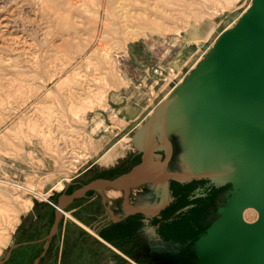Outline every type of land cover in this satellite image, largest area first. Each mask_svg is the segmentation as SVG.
Here are the masks:
<instances>
[{"label": "rangeland", "instance_id": "1", "mask_svg": "<svg viewBox=\"0 0 264 264\" xmlns=\"http://www.w3.org/2000/svg\"><path fill=\"white\" fill-rule=\"evenodd\" d=\"M46 1L0 0V229L10 234L0 245V259L14 245L2 264H154L145 254L150 235L142 229L132 238L131 230L114 227L125 223L114 220L119 209L109 216L110 202L100 195L105 186L65 200L60 232L45 256L41 242H27L39 236L28 228L35 220L47 232L62 192L70 194L95 178L112 179L141 161L131 155L135 129L251 0ZM148 15L157 17V28L167 22L165 30ZM159 67L162 75L155 71ZM66 179L69 184L61 185ZM176 188L178 198L166 205L174 218L188 196L185 187ZM144 189L138 198H146ZM129 193L135 196V189ZM215 212L199 208L191 218L204 228ZM256 217L255 209L245 211L247 220ZM145 219L148 228L156 226L148 217L144 225ZM184 221L164 222L161 232L178 235L184 226L186 237L195 228L190 218Z\"/></svg>", "mask_w": 264, "mask_h": 264}, {"label": "water", "instance_id": "2", "mask_svg": "<svg viewBox=\"0 0 264 264\" xmlns=\"http://www.w3.org/2000/svg\"><path fill=\"white\" fill-rule=\"evenodd\" d=\"M133 145L132 157L140 155L141 161L127 172L110 180L95 178L59 196L53 230L65 200L96 186H123L140 177L151 187L124 214L152 218L172 199V181L206 179L217 188L228 186L214 219L189 248L165 239L156 226L148 228L147 220L143 230L152 241L145 254L154 264H264V0H252L219 34L205 57L135 130ZM249 208L257 211L252 221L245 218Z\"/></svg>", "mask_w": 264, "mask_h": 264}, {"label": "flooded vegetation", "instance_id": "3", "mask_svg": "<svg viewBox=\"0 0 264 264\" xmlns=\"http://www.w3.org/2000/svg\"><path fill=\"white\" fill-rule=\"evenodd\" d=\"M90 182V181H89ZM88 183V182H86ZM85 184V183H82V185ZM185 187V189H187V192H188V196H187V199H189L190 201L188 202V204H186L185 206L182 207V210L181 211H185V213L187 214V217H178L176 219H174V217L172 216V214H169L168 215V211L166 210V208L168 207H165L164 209L161 210L160 212V215L159 216H154L151 218V221H155L154 224H156V228H157V231L161 234V235H165L161 232V227L162 225L164 224V222H171V223H174V222H178L180 220H182L184 223L186 220V218H190L191 219V225L192 226H195V221H193V219L191 218L192 215H193V212L196 211V210H199L203 208V205L206 203V202H203V200H208V197L212 196L213 194V189L214 188H217V187H214L212 186L211 184H209L208 180L206 179H198V180H193L191 182H188V183H185V182H176V181H172L171 182V190H172V194L174 196V198H178V195H176L178 192H177V188L176 187ZM68 189V188H67ZM66 189V190H67ZM221 189V188H219ZM227 189V188H226ZM221 190L220 191V195L222 196V193L226 190ZM90 191V190H89ZM87 191L84 195H81L79 197H82V196H86V194L89 192ZM197 192H200L201 195L199 196H196L194 198H191L192 196H195L197 194ZM62 193H67L69 194L67 191H64ZM61 193V194H62ZM59 194L58 197H57V202L59 200V196L61 195ZM221 196H218L220 199H221ZM77 197V198H79ZM216 198V202L219 201L220 199L219 198ZM54 198V197H52ZM202 200V202L200 201ZM170 204V203H169ZM188 206L187 208L183 209L184 207ZM66 207V206H65ZM198 208V209H197ZM55 209H56V206L54 205V210H53V216H54V222L52 223V225L49 226L47 232H44V226L42 224H40L39 222L37 221H32L30 223V226H29V232L30 233H35V234H38L39 236L35 237L34 239H32L31 241H27L28 243H34V244H37L39 242H41L43 244V252L41 254V256H45V253H47L48 251V248L50 246V243L53 241V239L57 236V234L60 232V223L63 219V214H62V217L57 225V229L53 230L54 229V224L56 222V212H55ZM181 209V208H180ZM204 209V208H203ZM209 210V209H208ZM178 211V210H177ZM180 211V210H179ZM177 212V213H180V212ZM176 213V212H175ZM168 216H170L169 218H167ZM130 217V216H129ZM144 214L141 213V212H137V213H134L132 214V217H130L128 220H126L122 225H120L119 223L118 224H114V227H124L127 228L128 230H131V237L134 238L133 236L138 233V232H141L143 227L145 226L143 224V221H144ZM155 218V219H154ZM118 225V226H117ZM120 225V226H119ZM182 228V231L185 230L184 226L181 227ZM105 235V234H104ZM120 236H123V235H120ZM114 238V237H113ZM113 238H109V240H113ZM191 239L188 238L185 242V247L186 248H189V245L191 243ZM119 244V241L118 243ZM55 246V245H54ZM13 250V249H12Z\"/></svg>", "mask_w": 264, "mask_h": 264}, {"label": "bare ground", "instance_id": "4", "mask_svg": "<svg viewBox=\"0 0 264 264\" xmlns=\"http://www.w3.org/2000/svg\"><path fill=\"white\" fill-rule=\"evenodd\" d=\"M6 1V0H5ZM11 1V0H10ZM48 1V0H47ZM46 1V2H47ZM119 2L120 1H122V0H118ZM126 1H128V0H126ZM133 1V0H132ZM135 1V0H134ZM152 1V0H151ZM163 1V0H162ZM168 1V0H167ZM167 1L165 2V0H164V3L166 4L167 3ZM170 1H173V0H170ZM203 1V0H202ZM212 1V0H211ZM214 1H216V0H214ZM214 1H212V2H214ZM226 2H230L231 0H225ZM252 1V0H251ZM123 2V1H122ZM153 2H155V0H153ZM175 2H177V1H175ZM180 3H185V2H181V0L179 1ZM178 2V3H179ZM204 2V1H203ZM206 2V1H205ZM209 2H210V0H209ZM208 2V3H209ZM219 2V1H218ZM48 3V2H47ZM142 3H144V2H142ZM142 3H141V5H142ZM150 3V2H149ZM149 3H146L145 5H144V7L147 5L148 6V8H149ZM157 3H158V1H157ZM171 4H172V2H170ZM251 3V2H250ZM250 3L247 5V7L244 9V11L243 12H245V10L248 8V6L250 5ZM10 4V3H9ZM53 4V3H52ZM139 4V3H138ZM137 4V5H138ZM168 4H169V2H168ZM167 4V5H168ZM186 4H187V2H186ZM197 4V3H196ZM220 4V3H219ZM218 4V5H219ZM123 5V4H122ZM172 5H174V4H172ZM193 5H194V3H193ZM48 6V5H47ZM49 6H50V3H49ZM169 6V5H168ZM190 8H192L191 6H190V4L188 5ZM187 6V7H188ZM185 7V6H184ZM184 7L182 8V9H184ZM187 7H185V9H186V11H188L187 10ZM200 6H198V8H199ZM212 7V6H211ZM52 8V7H51ZM50 8V9H51ZM84 8V7H83ZM82 8V9H83ZM87 8V7H86ZM146 8V7H145ZM150 8H152L151 6H150ZM213 8V7H212ZM195 9V8H194ZM53 10H55V9H53ZM60 10V9H59ZM136 10H138V9H136ZM192 10V9H191ZM113 11V10H112ZM148 11V10H147ZM159 11H160V9H159ZM162 11H163V9H162ZM162 11H160L159 12V14L162 12ZM171 11V10H170ZM190 11V10H189ZM56 12V11H55ZM57 12H59V11H57ZM62 12H64V11H62ZM61 12V13H62ZM157 12H158V9H157ZM167 12V11H166ZM184 12V11H183ZM193 12H194V10H193ZM139 13V12H138ZM137 13V14H138ZM141 13H142V11H141ZM163 13V12H162ZM167 13H169L170 14V12H167ZM167 13H165V15L167 14ZM181 13H182V11H181ZM195 13L196 12H194L193 14L195 15ZM55 14V13H54ZM53 14V15H54ZM132 14V13H131ZM143 14V13H142ZM141 14V15H142ZM146 14H148V13H146ZM201 14V13H200ZM200 14L198 13V16H200ZM206 14V13H205ZM213 14V13H212ZM211 14V15H212ZM243 14V13H242ZM241 14V15H242ZM56 15H57V13H56ZM61 15V14H60ZM64 15V14H63ZM62 15V17H64ZM66 17L68 18V13H66ZM118 15V14H117ZM116 15V16H117ZM125 15H126V13H125ZM125 15H123V17L125 16ZM140 15V14H139ZM144 15H145V13H144ZM143 15V16H144ZM168 15V14H167ZM179 15H181V14H179ZM203 16H204V14H202ZM202 15L200 16L201 18H204V17H202ZM207 15V14H206ZM216 15H218V14H216ZM142 16V17H143ZM148 16H150V15H148ZM174 16V15H173ZM172 16V17H173ZM188 17L189 15H184V17ZM196 16H197V13H196ZM198 16L196 17V18H198ZM210 16V15H209ZM57 17V16H56ZM65 17V18H66ZM141 16H139L138 18H142ZM211 17H214V14H213V16H211ZM59 18H61L60 16H58V19ZM65 18H64V21H66L65 20ZM127 18V17H126ZM151 18H153V17H151L150 16V19ZM154 18H156V19H154ZM153 18V21L152 22H154V20H156L157 21V17H154ZM144 20L146 19V17H144L143 18ZM199 19V18H198ZM197 19V20H198ZM68 20V19H67ZM123 20V19H122ZM144 20H143V22H144ZM149 20V19H148ZM63 21V22H64ZM121 21V20H120ZM140 21H142V19H140ZM158 21H160V19H158ZM162 22L164 21V20H161ZM146 22H148V23H150L149 21H147V19H146V21H145V23ZM151 22V23H152ZM161 22V23H162ZM236 22V21H235ZM67 23H70V22H68L67 21ZM154 23H156V22H154ZM160 23V22H159ZM164 23V22H163ZM163 23L162 24H160V26L157 28V25H159L158 23H156V28L157 29H161L162 30V28H161V26L162 27H164V25H163ZM56 24H57V22H56ZM147 24V23H146ZM153 24V23H152ZM151 24V25H152ZM164 24H167V22H165ZM62 25H63V23H62ZM125 25V24H124ZM148 25V24H147ZM61 26V25H60ZM114 26V25H113ZM145 26V25H144ZM232 26V25H231ZM129 27V26H128ZM149 27V26H148ZM151 27V26H150ZM149 27V28H150ZM230 27V26H229ZM58 28V27H57ZM165 28H166V25H165V27H164V29L163 30H165ZM61 29V28H60ZM124 29V28H123ZM130 29H132V28H130ZM151 29V28H150ZM155 29V28H154ZM153 29V30H154ZM114 30V29H113ZM156 30V29H155ZM115 31V30H114ZM133 31H134V29H133ZM156 31H158V30H156ZM147 32V31H146ZM222 32V31H221ZM220 32V33H221ZM219 33V34H220ZM170 35V34H169ZM126 36V35H125ZM131 36V35H130ZM164 36V35H163ZM219 36V35H218ZM91 37V36H90ZM168 37V36H167ZM92 38V37H91ZM170 38V37H169ZM218 38V37H217ZM74 39V38H73ZM75 41V40H74ZM162 42V41H161ZM88 43V42H87ZM63 44V43H62ZM64 45V44H63ZM63 45H62V47H63ZM77 45V44H76ZM89 45V44H88ZM102 45V44H101ZM60 47V46H59ZM79 47V46H78ZM77 48V47H76ZM109 50V49H108ZM59 51V50H58ZM175 51V50H174ZM56 52H57V50H56ZM76 52V51H75ZM105 52V51H104ZM58 53V52H57ZM59 53H62L63 54V52H59ZM65 53V52H64ZM103 54V53H102ZM59 55V54H58ZM64 55V54H63ZM69 55V54H68ZM104 55V54H103ZM65 56V55H64ZM67 56V55H66ZM70 56V55H69ZM105 57L107 56V55H104ZM199 60V59H198ZM166 61V60H165ZM105 62V61H104ZM94 67H95V65H94ZM90 78V77H89ZM85 79V78H84ZM88 79V78H87ZM96 80V79H95ZM183 80V79H182ZM181 80V81H182ZM85 81V80H84ZM91 81V80H90ZM180 81V82H181ZM75 82V81H74ZM78 82V81H77ZM95 82V81H94ZM104 82V81H103ZM107 83V82H106ZM94 86V85H93ZM92 86V87H93ZM86 87V86H85ZM88 87V86H87ZM97 87V86H96ZM84 88V87H83ZM174 88V87H173ZM172 88V89H173ZM88 89V88H87ZM171 92V91H170ZM169 92V93H170ZM86 95V94H85ZM92 95V94H91ZM72 96H73V94H72ZM82 96V95H81ZM81 96H80V98H81ZM69 97V96H68ZM89 99V98H88ZM87 99V100H88ZM92 99V98H91ZM60 100V99H59ZM75 100H78V99H75ZM90 100V99H89ZM82 101V100H81ZM86 102V101H85ZM93 103V102H92ZM90 105V104H89ZM70 108V107H69ZM70 111V110H69ZM152 112V111H151ZM72 113V112H71ZM70 113V114H71ZM75 113H76V111H75ZM74 113V114H75ZM79 114V113H78ZM72 115V114H71ZM149 115H150V113H149ZM73 116V115H72ZM75 116V115H74ZM143 122H141V124H142ZM140 124V125H141ZM140 125H139V127H140ZM32 128H34V127H32ZM137 129V128H136ZM135 129V130H136ZM132 145H133V142H132ZM133 153H135V152H133ZM132 155V154H131ZM151 165H148V167H150ZM132 167V166H131ZM101 178H104V177H101ZM69 179V178H68ZM106 179H110L109 177L108 178H106ZM139 179V180H138ZM66 184H69V180H63V182H62V184L61 185H66ZM105 186V188H103ZM142 187H145V189L143 190V191H146V189H148V188H150L151 186H150V184L149 183H144V182H142V180L140 179V177H138L137 176V179H135L132 183H127V184H125V185H123V186H114V185H112L111 184V182H108V183H106V184H103V185H101L100 187L99 186H96V187H94L93 188V190H99L100 188H103L102 189V194H100L101 195V197H102V200L104 199L105 201H109L110 202V206L108 207V210L109 211H113V210H116V209H119L120 210V217H122V209H124V206L125 207H135L136 205H137V199H138V197L140 196V193H141V190H142ZM117 189V190H116ZM129 189L131 190V189H135V196L134 195H130L129 196ZM101 191V190H100ZM147 192V191H146ZM171 193V192H170ZM171 195V194H170ZM98 198V197H97ZM44 199V198H43ZM45 199L46 200H48L49 202H51V203H53L54 201H52V200H50V198L47 196V197H45ZM167 199V198H166ZM68 200V199H67ZM66 200V201H67ZM31 201V200H30ZM119 201V202H118ZM139 201H141V199L139 200ZM27 202V201H26ZM29 202V201H28ZM169 202H170V199H169ZM169 202H168V204H169ZM33 203V202H32ZM116 203H118V204H116ZM140 203V202H139ZM30 204H31V202H30ZM56 206H57V204H56V202L54 203ZM116 204V206H114ZM28 205H29V203H28ZM28 205H26V207L28 206ZM64 205H65V203H64ZM64 205L62 206V208H61V211H62V214L63 213H65V210H64ZM1 211V210H0ZM160 212V211H159ZM159 212H157L156 214H158ZM0 213H2V212H0ZM17 213V212H16ZM17 217V216H16ZM118 219H119V217H117ZM17 220V219H16ZM11 221H13V220H11ZM11 221H10V223H11ZM14 222H15V218H14ZM13 223V222H12ZM11 223V224H12ZM80 223V222H79ZM5 230H1L0 229V245L2 244V243H6L5 242V240L8 238V236L10 235L9 234V232L7 233V232H4ZM10 237V236H9ZM116 249V248H115ZM117 250V249H116Z\"/></svg>", "mask_w": 264, "mask_h": 264}, {"label": "trees", "instance_id": "5", "mask_svg": "<svg viewBox=\"0 0 264 264\" xmlns=\"http://www.w3.org/2000/svg\"><path fill=\"white\" fill-rule=\"evenodd\" d=\"M195 180H198V179H195ZM194 180V181H195ZM191 181H193V180H191ZM191 181H188V182H191ZM176 182H179V181H176ZM188 182H185V183H188ZM228 186H223V187H221V189H219V188H214V191H213V194H212V196H210V197H208V200H203V202H206L204 205H203V208L205 209V208H209V207H212V208H215V210H216V207H217V202H216V198L218 197V196H221L220 195V191L221 190H224V189H226ZM219 194V195H218ZM176 195H178V193L176 194ZM174 197V196H173ZM190 200L189 199H187L186 201H185V203H184V205H182L181 206V208L183 207V206H185L186 204H188V202H189ZM201 202H202V200H200ZM180 208H178L177 210H179ZM177 210H175V212H177ZM176 216H179V217H187V214L185 213V211H180V213H179V215H176ZM178 218V217H177ZM174 219H176V218H174ZM200 225H198L197 223H195V226H193L194 228H195V230H193L192 231V233H190V234H188V236H186L185 237V232H183L182 233V230H181V232L180 233H178V235H176V234H174V235H170V236H163V237H165V239H173L174 241H176V242H180V243H182V244H185V242H186V240L188 239V238H190L192 241H191V243L193 242V240H195L197 237H198V235L201 233V232H203L204 230H205V228L208 226H205L204 228H201V227H199ZM201 228V229H200ZM191 243H190V245H191ZM189 245V246H190Z\"/></svg>", "mask_w": 264, "mask_h": 264}, {"label": "crops", "instance_id": "6", "mask_svg": "<svg viewBox=\"0 0 264 264\" xmlns=\"http://www.w3.org/2000/svg\"><path fill=\"white\" fill-rule=\"evenodd\" d=\"M124 208H125V206H124ZM107 212L109 213V216H112L111 213H110V211L108 210V208H107ZM122 212H123V213H122V217H119V219H118V218H117V219H114L115 221H117V222H118V221H124V222H125V221L127 220L126 218L129 217V216L131 215V214H129V215H125V214H124V209H122ZM146 218H147V217H146ZM125 219H126V220H125ZM114 224H116V223H114ZM146 226H147V220L145 221V226H144V227H146ZM144 227H143V228H144Z\"/></svg>", "mask_w": 264, "mask_h": 264}, {"label": "built area", "instance_id": "7", "mask_svg": "<svg viewBox=\"0 0 264 264\" xmlns=\"http://www.w3.org/2000/svg\"><path fill=\"white\" fill-rule=\"evenodd\" d=\"M155 71H156L157 74H159V75H162V73H163V69H162L161 67L156 68Z\"/></svg>", "mask_w": 264, "mask_h": 264}]
</instances>
